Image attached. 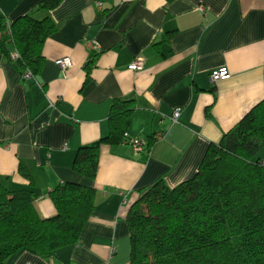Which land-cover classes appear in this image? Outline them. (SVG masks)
<instances>
[{
  "label": "crops",
  "instance_id": "0c3cea01",
  "mask_svg": "<svg viewBox=\"0 0 264 264\" xmlns=\"http://www.w3.org/2000/svg\"><path fill=\"white\" fill-rule=\"evenodd\" d=\"M41 1L0 0V10L12 23ZM49 15L56 29L36 77L0 49V181L34 189L42 218L56 215L51 192L64 182L95 188L94 210L78 243L7 264H130L132 203L159 179L174 187L193 177L208 146L264 99V0H62ZM137 56L145 66L132 70ZM65 57L72 66L62 70ZM220 67L228 76L213 84ZM117 98L133 100L126 132L150 147L103 141L88 179L73 169L76 153L107 136Z\"/></svg>",
  "mask_w": 264,
  "mask_h": 264
},
{
  "label": "trees",
  "instance_id": "16d2710c",
  "mask_svg": "<svg viewBox=\"0 0 264 264\" xmlns=\"http://www.w3.org/2000/svg\"><path fill=\"white\" fill-rule=\"evenodd\" d=\"M61 1L42 0L12 23L0 10V49L23 78L26 72L36 77L44 66V45L56 29L49 12ZM37 11L47 15L38 18ZM133 111V100L113 101L107 136L78 149L76 173L96 178L100 144L123 142ZM263 147L264 99L208 146L193 177L174 187L159 179L132 203L130 264H264ZM94 195L84 183H61L51 192L56 215L42 218L34 189L12 190L0 181V264L25 251L48 258L78 243Z\"/></svg>",
  "mask_w": 264,
  "mask_h": 264
},
{
  "label": "built area",
  "instance_id": "2783aa9c",
  "mask_svg": "<svg viewBox=\"0 0 264 264\" xmlns=\"http://www.w3.org/2000/svg\"><path fill=\"white\" fill-rule=\"evenodd\" d=\"M87 45L92 51H95V52L96 51L98 52V50L100 49L99 42L97 40H94V39L89 40L87 42ZM18 55L19 54L16 51L12 53V56L14 58L17 57ZM58 64L62 70H66L70 66H72V60L69 57L61 58L58 60ZM144 66H145V59L141 56H137V57H135L134 61L130 65V68L132 70H140V69L144 68ZM227 76H228V71L224 67L216 68V69L212 70V72L210 74L211 81L213 84H215L217 81H219L222 78H226ZM24 77L30 78V77H32V74L30 72H26ZM181 112H182L181 107L174 109L172 116H171V118L174 122L178 121V118L181 115ZM123 142L129 143L130 145H132L135 152H137V153L146 152V150H147V145H148L147 140H145L143 138L132 137V136H130V134L128 132H125Z\"/></svg>",
  "mask_w": 264,
  "mask_h": 264
},
{
  "label": "rangeland",
  "instance_id": "374dc122",
  "mask_svg": "<svg viewBox=\"0 0 264 264\" xmlns=\"http://www.w3.org/2000/svg\"><path fill=\"white\" fill-rule=\"evenodd\" d=\"M258 156L264 157V147L259 151Z\"/></svg>",
  "mask_w": 264,
  "mask_h": 264
}]
</instances>
